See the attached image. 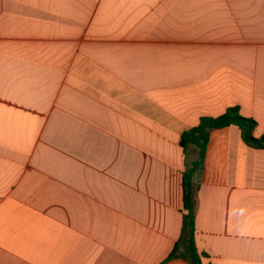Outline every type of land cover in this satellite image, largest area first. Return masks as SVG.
Wrapping results in <instances>:
<instances>
[{
  "label": "crops",
  "instance_id": "0c3cea01",
  "mask_svg": "<svg viewBox=\"0 0 264 264\" xmlns=\"http://www.w3.org/2000/svg\"><path fill=\"white\" fill-rule=\"evenodd\" d=\"M233 106L264 137V0H0V264H191L181 136ZM238 128L192 177L205 263L264 264Z\"/></svg>",
  "mask_w": 264,
  "mask_h": 264
},
{
  "label": "trees",
  "instance_id": "16d2710c",
  "mask_svg": "<svg viewBox=\"0 0 264 264\" xmlns=\"http://www.w3.org/2000/svg\"><path fill=\"white\" fill-rule=\"evenodd\" d=\"M230 125L239 127L238 129L240 130L241 137L248 146L264 149V137L256 138L253 134V130L257 126L256 120L243 116L240 113V109L234 106L227 108L226 111L218 117H202L196 127L188 131L186 130L182 134L180 141L181 146L187 149L189 145H195L198 149L197 160H195L191 167L184 172L183 204L185 215L183 218L182 234L168 259L180 255L182 259L187 260L191 264H213L205 263L204 258L207 259L208 255L205 254V252H199L195 245V208L192 198V177L194 172L203 165L209 131L225 128Z\"/></svg>",
  "mask_w": 264,
  "mask_h": 264
}]
</instances>
